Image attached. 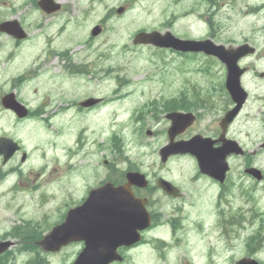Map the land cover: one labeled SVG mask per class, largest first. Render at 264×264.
Returning a JSON list of instances; mask_svg holds the SVG:
<instances>
[{
	"label": "rangeland",
	"instance_id": "1",
	"mask_svg": "<svg viewBox=\"0 0 264 264\" xmlns=\"http://www.w3.org/2000/svg\"><path fill=\"white\" fill-rule=\"evenodd\" d=\"M2 1L4 4L0 6V16L21 18L29 33L28 40L18 47L7 36L0 35V50H7L5 54L0 52L2 55L0 72L5 74L6 85L9 84L8 79L12 74L26 70L28 65L26 63L34 59L32 62L36 67L31 72L38 75L28 83L31 91H22V95L31 104H39L37 101L42 100L44 104H47L50 100L49 91L53 93L56 100L59 99L62 102L77 101L92 94L102 97L101 104L94 110L83 111L75 116H72L73 110H69L65 114L57 115L50 123H27L23 125L27 132L21 131L17 134V137L29 147L35 139L37 146L35 159H30V163L35 165L32 174L36 173V166L44 172L51 168L53 172L66 169L64 160L69 157V149L77 151L70 159L72 166H78L71 172L73 180L70 175L62 171L61 181L55 182L51 189L54 199L47 209L35 205L36 200H33V196L32 199L29 198L30 193L15 192L16 197L22 196L23 200L24 196L27 205L31 206L30 213L27 214L30 217L25 216V218L35 223L43 219L51 223L53 217L58 215L65 206L68 200L64 201L65 197L72 196L75 198H71L72 201H77L84 196L91 161H95V164L100 163L101 170L94 178L89 177L88 184L96 183L101 176L103 178L107 171L102 162L104 157L113 160L118 176L129 165L140 169L150 179L161 170L166 173L171 170V176L175 179L193 170L196 163L189 156L174 158L166 164L167 168H162L164 165L159 161L158 149L166 140L162 133L163 123L154 122L147 115L143 118L139 110L150 100L174 96L182 88L191 90L194 83L202 87L204 84H209V79L211 81L212 78L203 76L199 69L206 65L210 66V60L204 55L186 60L170 51L152 46L134 45L132 37L144 28L170 30L176 36L198 38L209 33L205 21L204 23L197 21V14H187L174 8L176 5L175 3L172 5L174 0H63L67 11L52 17L42 13L38 8L33 10V4L31 2L26 4L27 0ZM186 1L188 0H184L183 3ZM120 5L125 6V10L117 13L116 8ZM205 15L211 20L209 26L215 33L217 40H214L217 42L236 43L254 36V19L244 16L242 12L226 13L220 10L208 12ZM96 24H100L102 30L97 36H91L90 30ZM52 48H67L69 54L87 64L85 73L80 76H69L61 71L59 58L48 57ZM36 50L39 51L34 58L33 53ZM210 68V72L215 75L213 80H216L217 70L220 71L221 66L215 65L212 68L211 63ZM250 76L252 77V74ZM248 79V87L254 95L258 91V84L254 83L253 79ZM117 95L120 96L108 100L110 96ZM261 110L262 108L255 101L249 102L237 120V125L230 129L229 135L240 143H244L249 149L254 148V142L252 143V128L248 126L253 125L254 133L257 134V128L259 129L261 125ZM148 114L150 115L151 112ZM137 117H139L138 120ZM208 124L210 122L200 123L194 129L203 130L202 133L206 134L210 129L207 127ZM2 126L8 128L10 125L5 123ZM147 129H151L150 135L146 134ZM247 132L251 134L245 136ZM7 133L14 135L16 130L12 127L7 130ZM112 133L120 136L123 149L121 154L111 149ZM29 139H31L30 142H26ZM250 142L251 145H248L247 143ZM112 152H114L113 155H111ZM91 156H93L92 159H90ZM249 157L254 165L260 163L264 166V154L261 155L260 161H255L254 155ZM244 159L245 157H233L229 160L230 193L221 204L227 215L237 213L238 217L245 216V210L252 207L253 203H246L244 194L253 192L254 197L260 194L255 182L243 172ZM198 187L200 191L194 198V213L201 212L202 203H205L207 197L215 191V187L210 183L204 185L199 182ZM252 187L255 189L251 192ZM153 198L150 208L162 209L164 212L165 207H161V201L164 198L158 192H154ZM243 208L245 210L240 214L239 211H243ZM48 223L40 224V227L44 230ZM12 224L14 221L10 210L3 212L0 209V231L7 228L9 230ZM150 234L159 237L167 236L163 229L149 232L148 238ZM217 235V232L213 231V243H222V247L229 246V252L228 256H223L216 264H227L230 260L232 262L242 256L245 236L226 237L224 235L221 240ZM192 236L194 238V233ZM188 241H191V234L185 236L184 246ZM193 244L189 245L191 247L189 250L182 248L176 252L168 251L165 256L167 262L165 263L163 257L161 262L184 264L182 260L185 257L193 256L195 249L204 247L202 244L195 246ZM156 245L157 241L150 240L144 246L130 250L125 264H152V258L156 259L157 264H161ZM81 246V243H74L57 252H41L40 254L48 261V264H66L75 257ZM15 247H20V244L17 243ZM14 255L15 262L22 264L32 256V253L15 250Z\"/></svg>",
	"mask_w": 264,
	"mask_h": 264
},
{
	"label": "flooded vegetation",
	"instance_id": "2",
	"mask_svg": "<svg viewBox=\"0 0 264 264\" xmlns=\"http://www.w3.org/2000/svg\"><path fill=\"white\" fill-rule=\"evenodd\" d=\"M175 7L177 10L185 11V12H194L196 9H202V10H212V11H220L224 9V11H241L243 15L251 16L254 18V23L257 25L256 32L253 36V39L245 38L240 43L245 41H250L254 45L255 51L254 54L251 55H244L240 58L239 63L244 66L245 72L241 76V85L245 89V98L243 99V102L241 104V107L236 114V116L233 118L235 120L231 125H229L228 133H230V129L236 124L237 120L242 115L246 105L251 102L255 101L261 110V117H260V128H257V134L254 133V128L252 125V143L254 142V148L247 150L245 149V152L242 156L245 154L244 164L243 168L246 166V164L250 161L249 156L254 155L256 157L255 161L259 160L262 154H264V0H188L185 3H183L181 0H175L174 1ZM65 5L61 2V8H64ZM59 9V10H60ZM54 13V12H53ZM53 13H50L49 15H52ZM1 20V18H0ZM16 42L21 43L22 41L16 40ZM71 56L66 60L67 64L62 65L68 72L71 74H78L79 76L81 74H84V68L87 67V64H85L84 61L79 60L76 57ZM59 56V54H57ZM219 79L217 81H210L209 84H204L203 87L205 88V93L198 96H189L188 99H190L189 102H183L180 99L170 102L168 105H172L173 107H178V109L173 110H182V111H192L195 115L194 122L186 127L182 133L177 138H190L194 134H202L203 136L210 137L211 139H217V136L221 132L219 129V121L221 117L226 113L233 105L234 102L231 99V96L229 95L225 84H224V78H225V70L222 67V69L219 71ZM252 74V77L250 76ZM249 75V76H248ZM253 79L254 83L258 84V91L254 95H252L251 90L248 87L249 79ZM17 90V88H15ZM194 97V99H193ZM100 102V101H99ZM99 102L89 105V106H79L75 104L74 101L69 103H66L68 107H74L77 110V113L79 111L84 110H90L95 105H97ZM190 109H184L183 107H187ZM63 107L62 109L68 108ZM0 110L5 112H8V115L10 118H12L14 121H21V120H34L36 118H40L42 120L49 119V114H47L44 111V108H36L34 106H29L27 108V113L24 117H18L12 112L11 110L5 109L0 106ZM152 114H148V118L152 119L154 122L157 123H163V131L164 134H167V129L169 127L170 122L165 118V114L168 112L165 110V102L159 101L157 104H155L152 111ZM59 113L58 112H55ZM204 115L206 116V120L203 121ZM210 122L208 124V128H210L206 134L202 133L203 130L200 129H194L198 124H205ZM251 134L250 132L246 133V135ZM229 137V136H228ZM233 137V136H231ZM218 144V143H215ZM248 145H251L250 143H247ZM243 146L246 147V145L243 143ZM112 155V154H111ZM94 156V155H93ZM90 159H92V157ZM178 157V156H174ZM180 157V156H179ZM229 160V159H228ZM92 165L90 166L89 173H88V179L89 177L94 178L100 173L101 170V164L96 163L95 161H91ZM103 163L105 164V167L107 168L105 175L99 178V180L94 184H88L89 181L86 179L85 188H91V186L100 185L103 182L111 181L114 185H117L119 183H123L125 181V173L122 176L121 179L118 178L117 170L113 164L112 159H103ZM261 171V177L259 179L253 178L247 174L249 178H251L255 185L258 187L257 190L260 191L259 196H246L244 199L246 203H253L252 207H248L245 210V216L239 217L240 224H244L245 218H250L248 220V224H250L249 227L253 228V242L252 244L246 245L244 244V249L247 251L246 256H253L255 257L260 264H263V255H264V166L259 164H255ZM193 171H196V174L185 176V174H181L180 178L177 177V179H173L170 176H157V177H164L169 179L173 185L176 187L175 194H170L167 192H164L160 190L156 185L149 184L145 188L139 187V186H132V190L134 193V196L142 197V198H148L154 192L158 189L160 190L161 196L164 198L161 201V207H165V211L163 212L162 209H160V218L161 220V226H165L168 228V231L170 234L174 235H182L185 236L189 231H191L193 228L197 229L199 232H205L206 230L203 228L202 224L207 225L201 217L209 218L210 214L205 213V205L204 202L201 206V212L194 213L193 205L194 203V197L199 193L200 188L197 186L198 182L204 181V180H210L207 176L200 174L197 172V167L194 166ZM228 172V171H227ZM226 172V173H227ZM157 180V178H156ZM212 183L217 184L218 192L215 200L217 201L218 197L221 196V191H225L227 186L225 184L227 183V180H225L224 183L219 184L213 180H210ZM255 189V188H254ZM220 195V196H219ZM208 209V205H207ZM196 214V215H195ZM248 215V216H246ZM215 216V215H214ZM223 217H217L215 216V222L221 227L224 226L223 223ZM238 219L233 220L232 224L237 226L238 225ZM157 225V223H154ZM226 224V223H225ZM242 227V226H239ZM209 242H207L205 248H210V250L206 253L208 255L213 256V250L212 246L208 245ZM249 251V252H248ZM246 253V252H245Z\"/></svg>",
	"mask_w": 264,
	"mask_h": 264
},
{
	"label": "water",
	"instance_id": "3",
	"mask_svg": "<svg viewBox=\"0 0 264 264\" xmlns=\"http://www.w3.org/2000/svg\"><path fill=\"white\" fill-rule=\"evenodd\" d=\"M13 36L23 37L21 28L15 21H10L0 26ZM97 28L93 29L95 34ZM152 43L156 46L171 47L181 51H203L207 54L217 56L226 64L227 76L226 86L231 98L236 105L230 109L222 124L229 122L237 113L245 92L242 91L239 83V76L242 73L237 65V59L244 54L246 45L236 49H225L223 45H217L210 40H182L170 32L161 34L157 31L138 32L135 35L134 43ZM172 119V125L184 127L190 123V113L172 112L167 115ZM221 147L213 148L212 141L207 138L196 136L187 142H178L174 145H167L160 150L162 160L171 152L193 153L199 162L202 171L208 172L215 177L224 173L227 168L225 155L231 151L237 152L232 141H224ZM248 172L256 175L254 169ZM130 183L143 185V175L139 173H128ZM129 183L116 188L100 187L91 190L86 201L79 207L68 211L65 221L54 227L39 243L45 249H58L61 245L70 240H83L85 247L77 255L73 264H108L115 257V248L119 244H130L135 238V230L145 227L149 223V215L140 201H130L132 198L129 190ZM109 186V185H108ZM129 194V195H128ZM128 196H130L128 198ZM8 243H0L2 251ZM235 264H257L254 260L241 259Z\"/></svg>",
	"mask_w": 264,
	"mask_h": 264
},
{
	"label": "trees",
	"instance_id": "4",
	"mask_svg": "<svg viewBox=\"0 0 264 264\" xmlns=\"http://www.w3.org/2000/svg\"><path fill=\"white\" fill-rule=\"evenodd\" d=\"M177 99H174V98H172L171 99V101L173 102V101H176ZM181 101H183V102H188V100L187 99H184V98H182V99H180ZM34 263V262H33Z\"/></svg>",
	"mask_w": 264,
	"mask_h": 264
}]
</instances>
